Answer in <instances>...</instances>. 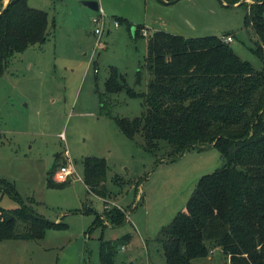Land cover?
Segmentation results:
<instances>
[{"label": "rangeland", "instance_id": "374dc122", "mask_svg": "<svg viewBox=\"0 0 264 264\" xmlns=\"http://www.w3.org/2000/svg\"><path fill=\"white\" fill-rule=\"evenodd\" d=\"M84 1L28 0L48 13L52 34L43 44L16 53L0 77V180L12 182L39 214L63 222L48 228L43 238L0 241V264H102V240L128 233L132 236L120 244L119 264H167L158 240L163 226L186 210L199 179L224 161L215 146L192 147L173 159L164 140L150 151L141 134L127 137L116 120L142 116L144 99L126 90L109 93L106 81L115 68L128 87L147 92L152 78L146 66L148 40L158 30L186 37L232 33L233 50L254 68L264 67L254 51L258 37L245 22V4L109 0L103 12ZM97 17L104 19L101 36L95 32ZM88 157L106 160V199L84 181ZM70 164L75 173L68 183L50 184L52 178L59 182L60 166ZM0 205L20 204L0 188ZM105 205L124 209L125 224H95ZM17 226L23 229L25 223ZM194 264L229 260L217 247Z\"/></svg>", "mask_w": 264, "mask_h": 264}, {"label": "trees", "instance_id": "16d2710c", "mask_svg": "<svg viewBox=\"0 0 264 264\" xmlns=\"http://www.w3.org/2000/svg\"><path fill=\"white\" fill-rule=\"evenodd\" d=\"M222 1L248 6L245 22L255 31L254 51L264 60V0ZM141 27L134 29L135 35ZM50 34L45 10L31 7L28 0H9L0 9V77L16 53L43 44ZM224 36L155 31L148 40L146 66L152 78L147 92L128 87L115 68L106 81L109 93L126 90L144 99L142 116L116 120L127 137L141 134L150 151L164 140L173 159L196 146H215L221 152L223 165L199 179L186 210L159 234L167 264H194V259L209 257L217 247L229 264H264V67L258 70L243 60ZM84 164L86 185L108 198L106 160L88 157ZM49 182L68 183H55L53 178ZM0 188L20 204L12 209L0 205V241L39 239L48 228L63 226L27 204L12 182L0 180ZM19 221L25 223L23 229L18 228ZM106 221L125 224L124 209L105 205L95 224L105 226ZM131 236L102 240L101 263L119 264L120 244Z\"/></svg>", "mask_w": 264, "mask_h": 264}, {"label": "built area", "instance_id": "2783aa9c", "mask_svg": "<svg viewBox=\"0 0 264 264\" xmlns=\"http://www.w3.org/2000/svg\"><path fill=\"white\" fill-rule=\"evenodd\" d=\"M101 16H102V14H101ZM95 22L98 23L97 27L95 29V32L101 36L102 32L104 30L103 29L104 19L97 17V18H95ZM116 24H118V22H116ZM224 40L227 42H231L234 40V36L231 33H229V34L224 36ZM74 173H75V168H74L73 164L63 165V166H60V168L57 170L56 175H55V179L59 182H63V181H66L70 176L74 175ZM212 252H213V250L211 251V253Z\"/></svg>", "mask_w": 264, "mask_h": 264}, {"label": "crops", "instance_id": "0c3cea01", "mask_svg": "<svg viewBox=\"0 0 264 264\" xmlns=\"http://www.w3.org/2000/svg\"><path fill=\"white\" fill-rule=\"evenodd\" d=\"M8 2H9V0H0V5L2 4V7H1V9H3L7 4H8ZM250 3H252V0L251 1H249ZM249 3V4H250ZM85 5V4H84ZM109 5V0H104V2H103V0H99V6H100V8L102 9V11L103 12H105V10H107L106 9V6H108ZM248 7V6H247ZM109 32V31H108ZM232 34V33H231ZM233 35V34H232ZM234 41V40H233ZM228 260H229V258H227Z\"/></svg>", "mask_w": 264, "mask_h": 264}, {"label": "water", "instance_id": "95a60500", "mask_svg": "<svg viewBox=\"0 0 264 264\" xmlns=\"http://www.w3.org/2000/svg\"><path fill=\"white\" fill-rule=\"evenodd\" d=\"M86 6L94 9V10H100V6H99V3L97 1H84L83 2Z\"/></svg>", "mask_w": 264, "mask_h": 264}]
</instances>
